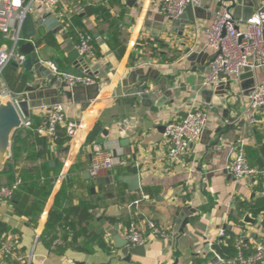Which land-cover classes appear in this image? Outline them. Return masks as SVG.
Returning <instances> with one entry per match:
<instances>
[{
	"label": "crops",
	"instance_id": "1",
	"mask_svg": "<svg viewBox=\"0 0 264 264\" xmlns=\"http://www.w3.org/2000/svg\"><path fill=\"white\" fill-rule=\"evenodd\" d=\"M263 4L264 0H259V7ZM204 6L213 12L212 17L187 26L183 36L172 34V22L166 19L160 23L164 27L158 39L153 38L152 26L146 28V22L155 24L163 15L159 0H61L54 13L61 24L59 31L38 29L33 43L43 63L60 62V69L71 68L67 54L76 47L80 33L87 32L98 58L93 63L101 61L107 47L119 65L117 69L104 67L111 78L108 82L98 80L102 87L87 107L64 94L69 90L60 91L67 122L78 126L73 139L59 145L23 126L14 138L13 147L21 152L14 160L12 147L6 170L0 171V186L10 185L6 174L11 165L14 179L23 177V189L10 201L0 200V222L9 229L4 239H18L23 254L33 253V264H211L206 247L215 253L213 245L222 240V230L235 239L264 244V168L258 163L262 160L264 164V124H236L230 129L223 118L226 107L217 114L208 111L209 133L189 148L183 164H172L167 157V123L184 117L193 100L206 110L196 93L205 89L202 82L212 59L203 29L215 17L216 6ZM63 20L69 21V27L65 28ZM188 52L206 57L189 63L185 60ZM138 68L152 78L158 76L149 82L158 92L152 97L154 106L165 96L158 91L159 81L171 77L168 89L173 88V95L158 111L123 92L122 79ZM23 69L10 64L2 73L0 86L22 95L28 73ZM244 80L246 89L240 78L233 82L230 118L235 120L246 108V94L253 86L264 84V68ZM79 96L84 98V92ZM47 114L45 108L33 109L29 119L37 127ZM258 117L264 119V111L260 110ZM96 127L97 137L88 143ZM125 140L127 144L122 145ZM242 142L251 154L250 165L261 174L236 180L225 167L230 151ZM96 145L126 159L129 165L92 179L89 167ZM135 175L140 184L137 191L119 180ZM33 185L36 188H31ZM143 195L149 199L143 200ZM138 200L137 207H130ZM246 217L253 222H246ZM133 221L144 233L148 232L147 223L153 221L168 237L151 240L127 261L116 248L114 235L124 238ZM180 230L183 232L175 239ZM65 234L71 243L63 251L59 250L62 245L53 249L55 238Z\"/></svg>",
	"mask_w": 264,
	"mask_h": 264
},
{
	"label": "built area",
	"instance_id": "2",
	"mask_svg": "<svg viewBox=\"0 0 264 264\" xmlns=\"http://www.w3.org/2000/svg\"><path fill=\"white\" fill-rule=\"evenodd\" d=\"M60 2L61 0H0V33L8 42L0 49V79L3 71L10 64H16L20 68L25 66L27 58L20 53V47L27 42L21 33L26 16L32 14L39 17L40 12L44 13L41 15L42 17L54 15ZM189 5L204 7L201 0H159L160 11L169 22L178 20ZM62 22L65 28L69 27V21L63 20ZM203 34L207 40L206 48L212 55L202 82L203 88L211 89L221 83L226 84L229 80L234 82L246 69L254 72L264 68V4L247 22L236 20L228 7H222L215 14L210 25L203 29ZM75 48L82 58L91 61L98 60L90 34L80 33ZM43 64L51 69L53 76L58 81L66 85V90L98 84L96 77L67 75L52 62ZM222 75L223 79L220 78ZM0 96L14 99L15 94L2 84ZM246 98V108L239 114L236 123L243 122L249 127L264 124V119L258 117V112L264 109V84L253 86ZM45 110L48 114L37 127H34L29 118H24L23 127L40 137L54 139L59 127H64L65 135L69 140L76 136L78 126L75 122H67L65 107L62 104L54 106L50 111ZM209 121L208 111L201 109L199 102L193 100L184 117L167 123L164 136L169 143L167 157L172 164H183L189 148L202 138ZM128 165L126 159L107 153L101 146L96 145L89 174L92 179H97L102 172L111 171L117 166L126 167ZM225 169L236 180L255 178L261 174L258 168L250 165L243 142L230 151ZM22 185V179L17 178L13 184L1 186L0 200H12ZM142 199L148 200L149 196L143 195ZM140 202V200L135 201L130 207H137ZM147 227L148 232L144 233L138 222H131L124 235L129 246H145L151 240H165L168 237L167 231L153 221H149ZM220 236L226 237V232L222 230ZM62 244L63 242L57 239L53 242L52 248L57 249ZM235 250L236 256L228 260L217 257L220 262L225 264L264 263V244L262 243L239 238L235 242ZM33 257V253L25 255L21 252V243L18 239H3L0 247V264H6L9 261L16 264H33Z\"/></svg>",
	"mask_w": 264,
	"mask_h": 264
},
{
	"label": "water",
	"instance_id": "3",
	"mask_svg": "<svg viewBox=\"0 0 264 264\" xmlns=\"http://www.w3.org/2000/svg\"><path fill=\"white\" fill-rule=\"evenodd\" d=\"M201 1L203 3H215L216 7L214 13H217L222 7H228V9L232 11L233 17L242 22H247L259 7V0ZM212 14L213 12L208 11V8L205 6L194 7L189 5L186 12L178 20L172 22L170 32L174 35L183 36L184 28L194 25L197 20H208L212 17ZM164 20V15H161L159 18L155 19V24L146 22V28H149L150 26L154 28V33L152 34L153 38L158 39L161 35L164 26L160 23L164 22ZM40 27L45 28L48 32L57 33L61 24L56 16L52 14L37 18L32 14H28L22 24V37L27 42L20 47V53L27 58L25 66L23 67V70L28 72L24 75V79L27 80V84L24 88L23 94H15L14 99L2 98L0 96V171L6 170L4 167L11 155L14 138L17 132L22 129L24 118L30 117V110L45 108L50 111L54 106L62 104L63 101V96L60 91L65 90L66 85L58 81V79L53 76L51 69L47 68L43 64L38 55L35 44L33 43V40L38 35V29ZM104 53L105 56L101 59V61L93 63V61L89 59L82 58L78 50L74 48L67 54V59L72 65L71 68L62 70L59 67L60 62L54 64L61 72H64L67 75L77 77H96L98 80L108 82L111 76L105 74L103 70L104 67L113 66L114 69H117L119 61L112 55L111 51L107 47L104 48ZM204 57L203 55H198L197 53L188 52L185 60L189 63H193L198 60L203 61ZM17 67L20 68L19 66ZM244 72L245 74L240 76V79L243 81L242 85L246 89L248 82H246L244 78L246 79L251 75L253 76V72L249 69H246ZM157 77L155 76L152 78L150 73L144 74V70L140 68L132 70L128 72L127 76L121 81L123 92L128 93L132 97H139L143 105H148L152 108V110L158 111V109L172 97L173 88L168 89V80H170L171 77L162 78L158 83V91L165 92V96L154 106L152 97L158 92L149 86V82L151 79L156 80ZM220 78L223 79L224 76L222 75ZM174 79L176 78H173V80ZM250 82H253V79L250 80ZM101 87L102 83L89 87L78 86L64 92V94L72 97L75 102L83 101L85 102V106H88L90 101L97 98ZM233 90V82L229 80L226 84L221 83L217 87L202 89L196 93V95L202 98L203 106L209 112L217 114L220 110L226 107L223 111V118L228 121L227 128L230 129H233L237 124L235 118H230V101L235 98ZM82 92H84L85 97L80 99L81 96L78 97V95ZM249 93L246 95H249ZM185 101L187 102L188 99ZM171 103H174V101H171ZM232 108L236 109V106L234 105ZM261 110L264 111V109ZM240 125H244V123L241 122ZM208 133L209 132L205 131L203 136ZM121 144L126 145L127 140L122 141ZM258 163L264 168L262 160H259ZM119 180L128 184L131 191H137L140 189L139 178L137 175L132 177H123ZM108 182H110V180H106V183ZM191 211L194 212V210ZM185 221L187 225L189 220L186 218ZM248 221L253 222V220L249 217H246V222ZM180 232L182 233L183 230H180L179 233L176 234L175 239L179 236ZM114 242L116 248L121 250L127 261H130L133 254H137L143 250V246L131 248L128 242L119 234L114 235ZM206 252L207 259L211 261V264H225L220 262L219 258L211 251L209 246L206 247Z\"/></svg>",
	"mask_w": 264,
	"mask_h": 264
},
{
	"label": "trees",
	"instance_id": "4",
	"mask_svg": "<svg viewBox=\"0 0 264 264\" xmlns=\"http://www.w3.org/2000/svg\"><path fill=\"white\" fill-rule=\"evenodd\" d=\"M84 34H88V33L86 32ZM7 43L8 42L4 39V36L0 33V49ZM120 51L122 53L123 49H121ZM98 132H99V128L96 127V129H94L93 132L88 137V139H87L88 143H92V142L95 141ZM54 140L59 145H62L63 143H65V142H67L69 140L66 137V135H65L64 127H59L58 128V131H57L56 136L54 137ZM20 152H21V149L19 147H17L16 145H14L13 153H12L14 160H17V158L20 155ZM247 155H248V161L249 160L251 161V154L250 155L247 154ZM6 176L9 179V184L10 185L13 184L16 181V179H14V168H13V166L9 165V168H8ZM1 177H2V174L0 173V178ZM21 179L24 181L23 177H21ZM36 186L33 185V187H31V188H36ZM21 189H23V186L20 187V190ZM17 193H16V195H17ZM15 196H14V198H15ZM8 230H9L8 227L4 223L0 222V247H1V243H2V241L4 239V236L7 234ZM68 237H69V235L67 236L66 234L62 235L60 237H56L57 239H60L63 242V244L59 248V250H61V251L65 250L67 248V246L71 243V242L68 241ZM56 238H55V240H56ZM236 240L237 239H235V237L232 234H229L226 231V237H223L222 240L219 243L214 244L213 245V249H214L215 253L220 258H222L223 260H228V259L233 258V257L236 256V250H235V242H236ZM72 244H74V243L72 242ZM8 263L16 264V263H13V262H10V261Z\"/></svg>",
	"mask_w": 264,
	"mask_h": 264
},
{
	"label": "rangeland",
	"instance_id": "5",
	"mask_svg": "<svg viewBox=\"0 0 264 264\" xmlns=\"http://www.w3.org/2000/svg\"><path fill=\"white\" fill-rule=\"evenodd\" d=\"M9 44H10V42H9ZM11 45V44H10Z\"/></svg>",
	"mask_w": 264,
	"mask_h": 264
}]
</instances>
